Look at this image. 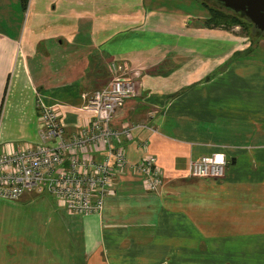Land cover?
<instances>
[{"label":"crops","instance_id":"obj_1","mask_svg":"<svg viewBox=\"0 0 264 264\" xmlns=\"http://www.w3.org/2000/svg\"><path fill=\"white\" fill-rule=\"evenodd\" d=\"M207 28L200 12L152 0H0L1 150L38 143L39 102L68 134L86 126L111 63L137 90L112 120L135 129L102 214L42 199L39 240L5 238L0 218V264H264V64L244 61L250 42ZM231 57L234 80L206 81ZM212 154L227 162L223 178L189 176ZM146 155L160 170L155 192L135 171Z\"/></svg>","mask_w":264,"mask_h":264},{"label":"built area","instance_id":"obj_2","mask_svg":"<svg viewBox=\"0 0 264 264\" xmlns=\"http://www.w3.org/2000/svg\"><path fill=\"white\" fill-rule=\"evenodd\" d=\"M117 70L114 64L109 71ZM136 84L112 78L86 100L90 122L68 134L56 108L38 103V143L0 149V200L18 201L27 192L47 193L71 214L101 215L105 199L115 192L118 174L127 165L124 144L133 139L134 126L120 128L112 120L126 100L136 96ZM146 149V143L142 144ZM227 162L221 155L201 156L189 165V176L221 179ZM148 191L158 190L160 170L146 155L135 167Z\"/></svg>","mask_w":264,"mask_h":264},{"label":"rangeland","instance_id":"obj_3","mask_svg":"<svg viewBox=\"0 0 264 264\" xmlns=\"http://www.w3.org/2000/svg\"><path fill=\"white\" fill-rule=\"evenodd\" d=\"M155 3L157 5H161L162 7H165L167 10L179 11L184 14H190L193 17L196 16V12H200V24H203L204 19L208 16L207 8L221 9L219 3L214 0H152L153 6ZM203 5H205L206 7H204ZM235 17L244 20L240 15H235ZM207 29H218V30L226 31L228 34L232 36H236L239 39H244L245 42H250L248 44H251V46H249L250 49L248 54L244 55L245 56L244 61L254 62L253 66H259L260 63L264 64V45L257 42L259 40L264 41V34L254 32L251 27H249L247 30H243L242 26L233 25L230 23V20H227L226 22H221L219 23V25L214 27H209ZM232 59L233 57H231L230 59L227 58V60L225 61L226 64L219 65L217 67V70L210 73L209 76L212 77L213 79L217 78L225 82L234 80L235 77L234 75H232V72L226 73L227 71L226 68L228 67V65L235 63L234 60ZM237 59L238 58H235V60ZM112 64L114 63H111L110 65ZM116 68L117 70L113 72L114 74H112L108 69L109 79L107 80V82H104L103 84H107L112 78H119V79L122 78V73L120 72V70L122 69L119 70L118 67ZM249 74L250 73H248V70H244L240 73V76L246 80V79H250L254 73L252 75ZM36 195L37 196L35 197H38V199L36 200L33 199L34 202L31 204L26 203V200H22L20 203L18 201L16 204H9L7 202L0 203V218L2 219L4 218L3 224L1 225L8 223L7 230L5 233V238H9V239L16 238V239L25 240L27 235H30L31 237L32 235H35L33 236V239L35 238V240H39L41 238V235L44 232L43 230L44 224H47V222L44 223L46 217L45 215H43V212L45 211L44 208L47 203L42 201V199H48L51 203H54V205L55 202L57 205V201L52 196H49L45 192L37 193ZM15 205H19V206H15ZM58 206L59 208H62L67 213H69L67 209L64 208L60 203L57 205V207ZM69 214L74 215L71 213ZM74 216H78V215H74ZM1 225H0V229L3 232L4 226H2L1 228ZM78 255H80V253Z\"/></svg>","mask_w":264,"mask_h":264},{"label":"water","instance_id":"obj_4","mask_svg":"<svg viewBox=\"0 0 264 264\" xmlns=\"http://www.w3.org/2000/svg\"><path fill=\"white\" fill-rule=\"evenodd\" d=\"M236 14H243L258 30L264 32V0H214Z\"/></svg>","mask_w":264,"mask_h":264},{"label":"trees","instance_id":"obj_5","mask_svg":"<svg viewBox=\"0 0 264 264\" xmlns=\"http://www.w3.org/2000/svg\"><path fill=\"white\" fill-rule=\"evenodd\" d=\"M22 5L26 6L27 0H21ZM206 7L205 5H203ZM221 9L218 8H207L208 16L204 19L203 25L206 27H214L219 25L221 22H226L227 20H230V23L236 26H242L243 30H247L249 27L253 29L254 32H258L260 34H264V32L258 31L247 19L246 17L239 13V14H233L231 11L224 9L221 4H219ZM235 15H240L244 20L238 19L235 17ZM251 46V44H250ZM249 52V50H248ZM239 54H236L238 56ZM232 60H235L233 58ZM212 79V77H208L206 81H209ZM50 196V195H49ZM94 215V214H93Z\"/></svg>","mask_w":264,"mask_h":264}]
</instances>
